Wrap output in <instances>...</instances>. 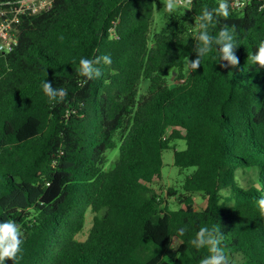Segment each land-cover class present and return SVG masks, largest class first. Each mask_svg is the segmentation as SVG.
I'll return each instance as SVG.
<instances>
[{
    "label": "trees",
    "instance_id": "obj_1",
    "mask_svg": "<svg viewBox=\"0 0 264 264\" xmlns=\"http://www.w3.org/2000/svg\"><path fill=\"white\" fill-rule=\"evenodd\" d=\"M218 3L169 15L164 0H52L20 15L15 44L0 52V221L21 230L15 264H201L207 249L189 241L205 226L225 235L229 264H264V67L253 59L264 11L229 0L211 34L234 29L238 64L213 48L190 72L197 17ZM155 5L163 24L151 32ZM105 55L99 78L79 74L81 58ZM44 81L65 99L50 103ZM168 148L191 171L164 195L154 182Z\"/></svg>",
    "mask_w": 264,
    "mask_h": 264
},
{
    "label": "clouds",
    "instance_id": "obj_2",
    "mask_svg": "<svg viewBox=\"0 0 264 264\" xmlns=\"http://www.w3.org/2000/svg\"><path fill=\"white\" fill-rule=\"evenodd\" d=\"M191 0H166L164 4L165 11L171 15L178 8L187 9ZM229 0H219L218 6L211 11L207 8L202 10L197 17V29L195 33V48L196 59L187 63L190 72H195L202 65V61L209 53L216 49L219 60L226 61L230 66H236L238 60L235 56V48L237 41L234 29L225 25L213 35L211 30L216 29L217 20L219 17L227 18L229 16ZM256 64L264 67V42L258 46V52L253 57ZM101 61L104 65L112 63L111 57L105 55L97 58L95 61L81 58L79 60L78 72L81 76L88 80L99 78L101 72L96 65ZM43 92L48 97L49 102L59 103L65 99L67 92L63 88L53 87L51 83L43 82ZM258 205L264 212V198L258 200ZM186 229L180 228L178 234L184 236ZM224 237L219 227H201L196 232L194 238L190 239L189 243L197 250L207 249L208 255L201 260V264H229V259L224 247ZM22 233L18 225L14 221H0V264H6L7 260L15 262L18 259V254L21 252L23 244Z\"/></svg>",
    "mask_w": 264,
    "mask_h": 264
},
{
    "label": "rangeland",
    "instance_id": "obj_3",
    "mask_svg": "<svg viewBox=\"0 0 264 264\" xmlns=\"http://www.w3.org/2000/svg\"><path fill=\"white\" fill-rule=\"evenodd\" d=\"M164 3H166L165 0H164ZM162 24H163V14H162L161 7L159 5H155L154 10H153V23H152L151 32L158 31L160 27L162 26ZM146 85H147V80L146 79L141 80L139 84V89H138L139 94L144 91V88L146 87ZM173 144L176 145L177 149H182L185 146L183 141H175L172 143V145ZM117 155H118V146L113 149H109L106 152V161L104 163L105 169H109L112 166V162H114ZM162 161H163V165L161 168L162 175L160 179L154 182V188L156 189L158 193L161 192L162 194L165 195L167 188L173 187V186L176 188L179 187L183 176L186 173H189L191 169L190 168L182 169L181 170L182 172H179L180 169L173 165V149L172 148H168L163 151ZM194 200H195L196 209H201L205 206V200L201 195H198V194L194 195ZM168 201L172 208L176 207V203L173 197H168ZM86 214L87 215H86L85 224L82 229L83 232H81V234L78 236L79 239L84 238L85 234H87L91 226V223H90L91 214H89V212Z\"/></svg>",
    "mask_w": 264,
    "mask_h": 264
},
{
    "label": "built area",
    "instance_id": "obj_4",
    "mask_svg": "<svg viewBox=\"0 0 264 264\" xmlns=\"http://www.w3.org/2000/svg\"><path fill=\"white\" fill-rule=\"evenodd\" d=\"M254 0H232L236 9L246 7ZM258 8L264 11V0H255ZM52 0H17L0 2V52L10 51L16 42L15 24L20 15L35 14L51 6Z\"/></svg>",
    "mask_w": 264,
    "mask_h": 264
}]
</instances>
